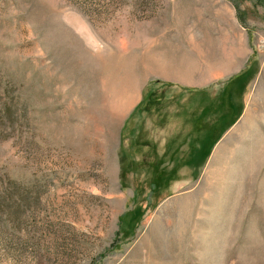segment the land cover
I'll return each mask as SVG.
<instances>
[{
  "label": "rangeland",
  "instance_id": "rangeland-1",
  "mask_svg": "<svg viewBox=\"0 0 264 264\" xmlns=\"http://www.w3.org/2000/svg\"><path fill=\"white\" fill-rule=\"evenodd\" d=\"M0 264H264V0H0Z\"/></svg>",
  "mask_w": 264,
  "mask_h": 264
},
{
  "label": "crops",
  "instance_id": "crops-1",
  "mask_svg": "<svg viewBox=\"0 0 264 264\" xmlns=\"http://www.w3.org/2000/svg\"><path fill=\"white\" fill-rule=\"evenodd\" d=\"M232 33L235 31H239V27L231 26L229 27ZM234 47V48H233ZM228 53L225 52L223 54V62L220 65H214L207 73H203L202 77H248L250 75V70L246 69L247 64V53L246 49L239 45L238 49L235 48V44H228ZM169 72L174 73L179 77H184L179 72V68L175 66H171L168 69ZM197 71V70H196ZM190 70L187 72V76L185 77H199V74H195ZM246 74V75H245ZM196 75V76H195Z\"/></svg>",
  "mask_w": 264,
  "mask_h": 264
}]
</instances>
